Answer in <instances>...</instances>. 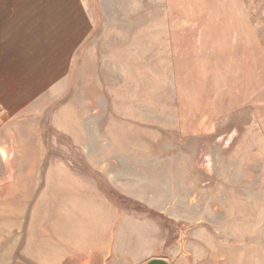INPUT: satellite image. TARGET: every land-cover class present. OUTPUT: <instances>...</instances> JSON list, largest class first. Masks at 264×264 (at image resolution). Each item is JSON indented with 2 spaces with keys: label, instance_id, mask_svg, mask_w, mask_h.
I'll list each match as a JSON object with an SVG mask.
<instances>
[{
  "label": "rangeland",
  "instance_id": "374dc122",
  "mask_svg": "<svg viewBox=\"0 0 264 264\" xmlns=\"http://www.w3.org/2000/svg\"><path fill=\"white\" fill-rule=\"evenodd\" d=\"M264 264V0H0V264Z\"/></svg>",
  "mask_w": 264,
  "mask_h": 264
},
{
  "label": "water",
  "instance_id": "95a60500",
  "mask_svg": "<svg viewBox=\"0 0 264 264\" xmlns=\"http://www.w3.org/2000/svg\"><path fill=\"white\" fill-rule=\"evenodd\" d=\"M143 264H171V263L163 257H152L146 260Z\"/></svg>",
  "mask_w": 264,
  "mask_h": 264
}]
</instances>
